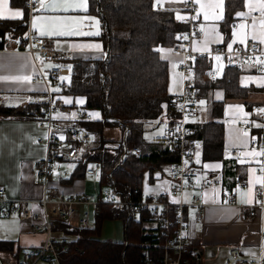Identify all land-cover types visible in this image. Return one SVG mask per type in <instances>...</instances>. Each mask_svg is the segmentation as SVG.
Here are the masks:
<instances>
[{"label": "crops", "instance_id": "obj_1", "mask_svg": "<svg viewBox=\"0 0 264 264\" xmlns=\"http://www.w3.org/2000/svg\"><path fill=\"white\" fill-rule=\"evenodd\" d=\"M155 1L158 6L174 9L175 18L183 22L186 16L184 10L185 0ZM193 1L199 15L198 25L202 29V35L192 40L191 49L205 56L210 62L209 69L204 74L198 78L195 74L196 82L202 89L200 115L198 123L195 124L201 125L207 119L208 101H221L223 103L222 115L215 118V121L224 125L223 150L225 157L232 158L238 168L236 169L235 176L237 177L234 183L230 180L223 181L222 162L219 160H202L199 143L197 142V164L205 169V174L212 176V181H221L229 193L233 195L235 202L228 203L221 194L218 185H205L202 178H195L193 182L199 190L203 202L202 216L197 219L191 209L187 210L189 227L187 229L186 246L195 251V255L192 257L197 259L198 264H226L231 249H236L240 256V259L233 264H250L251 260L259 257L264 258V208L259 207V200L255 195V192L259 190L261 180L256 173V165L254 163V157L257 153L250 145V138L257 134L258 124L261 119V111L255 110L254 106L264 105V76L257 73L252 64H246L239 70L237 79L239 87L249 89L244 98H226L220 87H214L210 90L204 89L201 82L212 84L219 81L223 77L225 69L229 67L223 55L213 53L218 49L239 50L249 42H257L264 49V43H261V40L264 39V35H262L264 28L260 24L264 16H261L258 7L260 3H264V0H243V8L233 16L234 22L231 24L228 37H224L220 28V22L224 16V0ZM74 2L80 3L81 0H74ZM85 2L86 11L83 8L63 11V0H44L43 6L40 0L38 5L31 10L30 16L28 15L33 33L37 37L50 41L54 49L69 53L71 55L69 60L75 58H102L104 50L99 39L101 31L100 20H98L99 18L97 19L95 14L88 12L89 1L85 0ZM0 3H2V0H0ZM51 4H59L60 7L54 9L49 7ZM252 5H255V7H252ZM15 11L21 12L22 15L18 17L9 15L10 12ZM241 13L243 15H239ZM23 15L24 11L15 5H11V0H8V10L3 15H0V21H19ZM57 18L69 21L75 18L78 23L72 26L80 34L40 35V31L33 27L34 20L37 21V27L39 28L42 21ZM241 25H244V27L242 28ZM206 33L208 34L207 36ZM254 36L256 37L255 39H253ZM20 38H24V34L17 38H12L11 35H8L2 42L3 48L0 49V77L28 76L30 80L27 82H16L11 79H0V105L3 106H20L28 100L34 101L30 99V95L44 91V86L39 83H32L31 78L47 69V64L37 57L29 55L23 46L18 45L17 41ZM241 39L244 40L243 43H241ZM229 45H231V49H229ZM157 51L168 65L167 92L170 96L176 95L180 93L182 88V75L179 69L180 56L171 52L169 47H157ZM60 66L66 67L68 69L67 75H69L68 66L64 63ZM210 74L216 77L215 80L209 79ZM60 82L59 78V85ZM54 89H59V86L50 85V92L54 98L60 99L65 106H69L71 109L68 114L57 113L54 115L53 131L57 133L59 138H64L66 128L78 123L80 115L86 111L92 114L94 120L101 119L99 111L84 108V96L59 95L56 94L57 91H54ZM80 101H83V103H80ZM40 122L42 121H38V117L0 118V188L4 190L5 195L9 199L34 200L41 197V187L33 183L35 162L41 159L44 154V147L39 143V140L43 138L45 129ZM242 122L250 123V134L244 135L241 131ZM168 123L169 119L166 118L165 128ZM107 129H103L102 136ZM152 129L154 128L149 126L146 131ZM162 136H157L155 140H149L148 142L144 140L145 142L141 148L143 154L158 153L161 148H164L165 146L159 142ZM105 139L115 142L119 141L120 131L119 137ZM76 148L77 157L75 158L77 159L82 148L79 149L77 146ZM136 150L138 154L141 152L139 149ZM232 151L238 152L237 158L231 155ZM76 159L59 158L56 160L54 168L56 171L65 170L62 165L68 163L72 171ZM94 164L96 163L89 164L87 168L92 167ZM88 177L95 178L99 185L98 171H96L95 175H86L84 173L81 177L72 181H67L68 178H65L59 184H54V186L66 195L81 194L88 196L85 193V179ZM168 180L167 165L161 171H154L152 174L144 173L139 187V196L159 194L167 187ZM240 180L246 183L245 186L240 187L237 185V181ZM102 186L99 185L98 190ZM213 200L216 202L213 203ZM139 214L134 216L137 218ZM92 215L90 228L93 227L96 214L93 213ZM11 218H16L24 226H21L22 228L20 227L16 237L11 239V242L19 248V251L15 257L7 251H1L0 264H15L20 254L27 248L39 244L43 238L39 234H33L19 220L16 214L4 219ZM143 226L148 234H155L158 229L156 221L152 218L146 219ZM108 241L121 242L119 240Z\"/></svg>", "mask_w": 264, "mask_h": 264}, {"label": "trees", "instance_id": "obj_2", "mask_svg": "<svg viewBox=\"0 0 264 264\" xmlns=\"http://www.w3.org/2000/svg\"><path fill=\"white\" fill-rule=\"evenodd\" d=\"M89 13L100 20L99 39L103 45L102 58L72 59L64 64L69 68V81L60 82L56 94L85 97V109L97 110L101 119L81 121L72 126L84 128L91 134L89 143H75L82 151L75 160L67 179L81 177L89 164L99 165V185L112 186L119 198L130 195L139 198V187L144 173L161 171L173 157L164 147L160 151L143 154V133L156 128L161 118H172L171 96L167 92L168 65L157 47H171L177 34L185 29L174 16V9L161 7L155 0H88ZM28 0H11L24 11L19 21H0V49L8 35L23 36L28 21ZM243 8V0H224V16L220 28L229 36L234 14ZM196 77L209 69L205 56L192 61ZM239 70L228 67L223 77L204 89L220 87L226 98H244L249 89L238 85ZM44 100L27 101L20 106L0 105V118H36L43 120ZM221 101H208L207 119L193 125V136L199 143L201 159L222 162L223 181H236L238 168L223 150L224 125L215 121L222 115ZM117 127L119 141L102 137L104 128ZM92 146L87 147V145ZM139 149V154L133 152ZM77 157V156H76ZM124 209L101 206L95 215L93 227L81 229L54 222L53 233L60 238L58 244L66 246L62 264H160L164 238L160 230L148 234L144 222L150 218L144 212L136 218ZM119 218L123 227V240L114 242L99 238L100 225L105 219ZM62 234V235H61ZM61 235V237H59ZM66 235H71L67 237ZM15 257L19 248L11 241L0 240V252ZM191 258V257H190ZM189 259V258H188Z\"/></svg>", "mask_w": 264, "mask_h": 264}, {"label": "built area", "instance_id": "obj_3", "mask_svg": "<svg viewBox=\"0 0 264 264\" xmlns=\"http://www.w3.org/2000/svg\"><path fill=\"white\" fill-rule=\"evenodd\" d=\"M40 0H28V12L38 5ZM185 29L177 34V42L169 47L170 51L180 56L179 69L182 75V88L180 93L171 96L170 106L174 112L169 119L164 135L159 142L165 146L173 160L167 165L169 180L167 187L159 194H145L134 200L130 195L119 198L112 186H102L96 197L85 195H66L54 184H59L69 177L68 171L54 168L57 159L72 160L77 156L75 143L86 144L91 141V135L81 127L70 126L65 130L64 138H59L53 131L55 123L54 115L57 113H70L69 106H65L60 99L54 98L50 92V85L59 86V78L68 74L66 67H61L71 58L69 53L56 50L50 41L37 37L30 26L28 19L24 38H20L17 44L23 46L26 52L37 57L43 62L53 66L37 73L31 78L32 83L44 86V91L30 95V99L44 100L42 108L44 119L40 122L45 129V134L39 143L44 147L41 159L35 162L33 183L41 187L42 194L39 199L23 200L9 199L0 188V217L8 218L16 214L33 234H40L42 241L27 248L15 264H62V255L66 252V246L58 244L60 238L54 235V222L64 223L71 227L89 229L91 227V214L99 213L102 205H108L117 209H124L129 214L146 213L157 223L161 236L164 238L163 253L160 264H183L188 258L195 255V251L186 246L187 210L191 209L194 216L200 219L202 216L203 202L199 190L193 180L202 178L205 185L216 184L228 203H234L235 199L229 193L221 181H212L210 174H205V169L197 164V140L193 136V125L198 123L200 115V102L202 89L196 82L192 61L201 56L191 49V42L195 37L202 35L199 28V15L193 0L184 1ZM223 55L229 67L235 70L242 69L246 64H252L255 71L264 76V49L257 42H249L239 50L218 49L216 52ZM213 74L210 80H215ZM255 110L264 109V105L254 106ZM81 121H94L89 111L82 113ZM241 131L251 133V125L248 122L241 123ZM250 145L257 153L254 157L256 173L260 177L259 190L255 192L259 200V207L264 208V111H261V119L258 124V132L251 136ZM133 152L138 154L136 149ZM231 155L238 157L237 151ZM99 165L94 164L86 168V175H95ZM53 183V184H52ZM245 182L237 181L240 187ZM60 237V236H59ZM173 259V261H171ZM240 259L238 251H229L226 264H233ZM151 264V260H148ZM250 264H264V258L251 260Z\"/></svg>", "mask_w": 264, "mask_h": 264}, {"label": "rangeland", "instance_id": "obj_4", "mask_svg": "<svg viewBox=\"0 0 264 264\" xmlns=\"http://www.w3.org/2000/svg\"><path fill=\"white\" fill-rule=\"evenodd\" d=\"M46 64H47V68L53 66L50 63H46ZM62 80L68 83L69 75L61 76L60 81ZM164 128H165V118H161L156 128L145 131L143 133V139L146 142H148L149 140H155L157 136H160V135L162 136V134L164 133L163 132ZM102 137L103 138H117L119 137V130L118 128H114V127L108 128L107 130L104 131V134ZM90 146H92V144L87 145V147H90ZM62 167L65 168V170L68 171L69 173L71 172V168H70L71 166H69L68 163L63 164ZM96 181L97 180L95 178H90V177L85 179V182H86L85 193L89 197L90 196L96 197L98 193L99 185H98V182ZM92 216L93 215L91 214V219H92ZM21 226L23 225L20 222H18L16 218H11V219L0 218V240L11 241V239H14L16 237V234ZM66 236L69 238L71 237V235H66ZM99 236H100L99 237L100 239L102 238L106 240L122 241L123 240V227H122L121 220L118 218H115V219H105L104 221H102L100 225ZM171 261H173V259ZM183 264H198V262L196 258L192 257L189 261Z\"/></svg>", "mask_w": 264, "mask_h": 264}, {"label": "snow or ice", "instance_id": "obj_5", "mask_svg": "<svg viewBox=\"0 0 264 264\" xmlns=\"http://www.w3.org/2000/svg\"><path fill=\"white\" fill-rule=\"evenodd\" d=\"M44 0H41V4L43 6ZM219 6V5H217ZM49 7H52L54 9L59 8L60 5L59 4H51L49 5ZM252 7H255V5H252ZM259 7V11L261 16H264V3H260L258 5ZM77 8H83L86 11V2L85 0H81L80 3H76L74 2V0H63V11H68L69 9L75 10ZM8 10V0H2V3H0V15H3V13L5 11ZM10 16L12 17H18L21 16L22 13L19 11H15V12H10L9 13ZM239 15H243V13L239 14ZM78 23V21L73 18L71 21L69 20H61L59 18L57 19H53V20H46V21H42V23L40 24L39 28L37 27V21L34 20L33 21V27L34 29H37L40 31V35H46V34H51V35H75V34H80L78 32V30L73 27L72 25ZM98 23V22H97ZM261 27L264 28V19H262L260 21ZM241 27L243 28L244 25H241ZM255 27V25H254ZM208 34L206 33V36ZM213 35H215L213 33ZM262 35H264V33H262ZM256 37L254 36L253 39H255ZM244 40L241 39V43H243ZM261 43H264V39L261 40ZM99 47V46H96ZM229 49H231V45L228 46ZM217 59H219V57H217ZM0 79H4V80H14L16 82H27L30 80V77L28 76H15V77H0ZM54 91H58V89H54ZM68 102V101H66ZM80 103H83V101H80ZM261 111H264V109H262ZM98 116V114H96ZM244 135H247V132L244 133ZM251 191V190H249ZM207 202V201H206ZM213 203H215L216 201L213 200Z\"/></svg>", "mask_w": 264, "mask_h": 264}]
</instances>
